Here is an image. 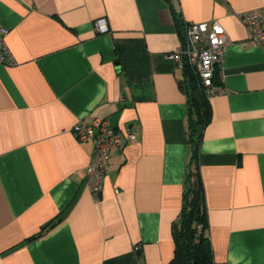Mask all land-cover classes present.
Segmentation results:
<instances>
[{
	"label": "crops",
	"instance_id": "1",
	"mask_svg": "<svg viewBox=\"0 0 264 264\" xmlns=\"http://www.w3.org/2000/svg\"><path fill=\"white\" fill-rule=\"evenodd\" d=\"M262 5L0 0L13 58L0 63V264H171L190 156L175 16L216 19L228 38L198 154L212 264H264V46L237 16ZM90 116L136 135L110 153L98 198L93 144L71 132Z\"/></svg>",
	"mask_w": 264,
	"mask_h": 264
},
{
	"label": "built area",
	"instance_id": "2",
	"mask_svg": "<svg viewBox=\"0 0 264 264\" xmlns=\"http://www.w3.org/2000/svg\"><path fill=\"white\" fill-rule=\"evenodd\" d=\"M237 16L246 28L248 37L264 46V5L240 11ZM94 28L97 32L107 31L105 18L95 19ZM6 34L7 28L0 26V63L13 62ZM227 42L225 28L216 19L183 21L180 42L170 54L181 70L188 68L196 80V86L208 99L224 91L215 84L214 76L215 66L223 60ZM71 132L77 139L93 144L90 160L85 167V185L94 198H98L104 176L111 167L110 153L126 141L134 140L136 135L131 126H127L122 134L110 125L108 119L99 116H90L87 120L79 118L72 125Z\"/></svg>",
	"mask_w": 264,
	"mask_h": 264
},
{
	"label": "trees",
	"instance_id": "3",
	"mask_svg": "<svg viewBox=\"0 0 264 264\" xmlns=\"http://www.w3.org/2000/svg\"><path fill=\"white\" fill-rule=\"evenodd\" d=\"M181 35L183 21L175 16ZM187 92V134L190 156L187 165L181 208L173 223L174 253L171 264H212L209 237L206 233V207L199 173L198 154L202 131L210 119L208 98L196 86L188 68L180 80ZM193 249V251H192Z\"/></svg>",
	"mask_w": 264,
	"mask_h": 264
},
{
	"label": "water",
	"instance_id": "4",
	"mask_svg": "<svg viewBox=\"0 0 264 264\" xmlns=\"http://www.w3.org/2000/svg\"><path fill=\"white\" fill-rule=\"evenodd\" d=\"M214 79H215V81L217 82V77H216V75L214 76ZM191 86H192V88H195V87H196V83H192ZM192 251H193V249H192Z\"/></svg>",
	"mask_w": 264,
	"mask_h": 264
}]
</instances>
